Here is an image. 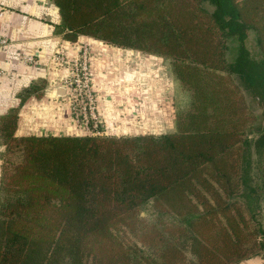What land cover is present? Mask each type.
<instances>
[{
    "label": "trees",
    "instance_id": "1",
    "mask_svg": "<svg viewBox=\"0 0 264 264\" xmlns=\"http://www.w3.org/2000/svg\"><path fill=\"white\" fill-rule=\"evenodd\" d=\"M53 1L68 40L166 61L175 129L18 137L17 111L1 118L0 264L264 257V122L247 100L264 116V0Z\"/></svg>",
    "mask_w": 264,
    "mask_h": 264
},
{
    "label": "crops",
    "instance_id": "2",
    "mask_svg": "<svg viewBox=\"0 0 264 264\" xmlns=\"http://www.w3.org/2000/svg\"><path fill=\"white\" fill-rule=\"evenodd\" d=\"M60 23L53 0H0V120L17 111L16 136L78 135L66 103V73L54 68L52 57L60 48L73 55L84 46L91 49L94 90L109 136H161L175 129L163 58L88 36L70 41ZM239 264H264V257Z\"/></svg>",
    "mask_w": 264,
    "mask_h": 264
},
{
    "label": "built area",
    "instance_id": "3",
    "mask_svg": "<svg viewBox=\"0 0 264 264\" xmlns=\"http://www.w3.org/2000/svg\"><path fill=\"white\" fill-rule=\"evenodd\" d=\"M91 62L89 46L78 49L73 55L60 48L52 57L54 68L66 73L62 82L67 89L66 103L70 108L76 133L95 137L108 136L94 90Z\"/></svg>",
    "mask_w": 264,
    "mask_h": 264
},
{
    "label": "rangeland",
    "instance_id": "4",
    "mask_svg": "<svg viewBox=\"0 0 264 264\" xmlns=\"http://www.w3.org/2000/svg\"><path fill=\"white\" fill-rule=\"evenodd\" d=\"M205 7L208 10L212 11V8L208 4H206ZM247 46H248V48L251 51L253 56L259 57V49H258V45L256 43L255 35L253 33L250 34V37L247 41ZM170 78H171V82H172L171 92H173L172 93V95H173V110H174V115H175L176 114L175 95L177 93V85H176L174 79L172 78V76H170ZM247 100H248V103H249L250 107L252 108V110L258 115L259 123H263L264 122L263 109L261 107L257 106V104H255V102L251 98H248ZM106 132H108V131L106 130ZM261 223H262V226L264 228V209H263V213H262V217H261Z\"/></svg>",
    "mask_w": 264,
    "mask_h": 264
}]
</instances>
